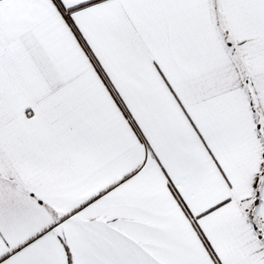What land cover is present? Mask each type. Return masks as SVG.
<instances>
[{"label":"snow or ice","instance_id":"obj_1","mask_svg":"<svg viewBox=\"0 0 264 264\" xmlns=\"http://www.w3.org/2000/svg\"><path fill=\"white\" fill-rule=\"evenodd\" d=\"M0 264H264V0H0Z\"/></svg>","mask_w":264,"mask_h":264}]
</instances>
